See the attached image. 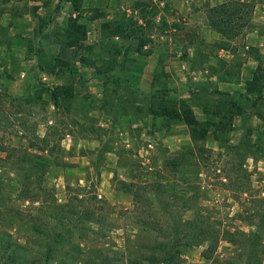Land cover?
<instances>
[{
	"label": "rangeland",
	"instance_id": "1",
	"mask_svg": "<svg viewBox=\"0 0 264 264\" xmlns=\"http://www.w3.org/2000/svg\"><path fill=\"white\" fill-rule=\"evenodd\" d=\"M176 1L0 0V258L15 242L39 250L34 242H49L39 232L57 231L85 261L106 253L107 264H150L138 245L184 233V220L232 233L258 226L264 244V133L233 127L240 100L216 96L195 73L227 62L203 14H178ZM103 14L113 25L102 40L94 19ZM78 16L85 33L72 26ZM132 18L133 36L111 35ZM32 22L37 29L18 31ZM54 37L81 41L61 50L48 45ZM207 248L178 247L180 264H264L257 245L221 241L209 260Z\"/></svg>",
	"mask_w": 264,
	"mask_h": 264
},
{
	"label": "trees",
	"instance_id": "2",
	"mask_svg": "<svg viewBox=\"0 0 264 264\" xmlns=\"http://www.w3.org/2000/svg\"><path fill=\"white\" fill-rule=\"evenodd\" d=\"M79 9L80 8L78 7L76 11H79ZM253 11L254 7L252 4L247 2H241V0H232L216 7H209L206 11L208 26L212 30L219 33L221 36L225 37L227 41H230L245 34V31L251 26ZM101 17H105V14H103ZM78 19L79 16L76 18L75 21H73L72 26L76 28V30L85 33L84 30L86 26L84 24H78ZM112 25L113 24L110 22L103 23L102 38L105 37V34L109 31V28ZM115 28V32H112L113 34L111 35L118 38L122 35H126L127 37H129V35H127L128 31L132 32L133 36V33L138 28V25L135 19L132 18L129 25L125 27V32H120V28L118 27ZM80 41V39L74 41L58 40L57 44L60 45L61 50H64L71 47H77ZM219 49H228V43H221L219 45ZM71 71L76 73V70L71 69ZM246 88L247 91L251 93L255 92L256 90L259 91L258 93H261L263 91L264 72L260 67L254 74L253 80L251 82H248ZM53 97L55 104H57L59 96L56 93H53ZM25 161L32 162L31 160L24 158L18 161V163L22 164ZM38 171L40 173V168H38ZM103 202L106 203L105 201ZM139 205H143V202H138L137 207ZM139 223V225H141L142 227L149 228L152 231L155 230L153 228L154 225L160 228L163 225L155 223L151 220H142ZM182 226H184V233L183 231H180L179 233L177 232V235L174 236L164 234L146 239V241L144 242L145 246H142V244L138 245L141 249L136 253V255H138V258H141L143 261L148 262L150 264H174L175 262L176 264H180V258L182 254L178 250V247L190 248L207 244L208 248L207 251H205L203 257L204 259L209 260L213 259L214 255L218 251L219 243L221 241H228L237 248L243 247L245 250L248 246L253 245H257L258 247L264 248L263 242L260 241L259 236L261 233L259 232L258 226H256V231L251 234L240 232L232 233L227 230L219 231L213 228L209 220H205V222H201L198 220L194 222H192L191 220H184L182 222ZM51 233L54 234L51 235ZM51 233L44 234L42 231L39 232V234L41 235L39 236V238L41 240L44 238L49 239V242L45 243V245L47 246H42L44 245L42 241L40 243L34 242L33 245L36 246L39 250H34L33 248H31L29 246V244L31 243L28 241H26L25 244L15 242L14 246H12L11 244L6 254H3V257L0 258V264H49L50 261L56 264H107L112 263L114 261L113 259L108 257L109 254L101 252L100 255L95 257V260L85 261L83 257L86 256V253L82 250L81 246L75 248L76 252L71 253L70 250H68L69 247L67 245L68 242L72 241V238L65 237L57 231H52ZM9 237L12 236L9 235ZM12 247L14 248L13 252H11ZM41 249H45V251L41 252ZM142 249L146 251H143ZM148 249L151 250V252H149L151 255L150 257L144 256L145 253H147ZM21 252L23 254H21ZM55 254L58 257H61L57 259L55 258ZM100 260L102 262H100ZM137 264L141 263L137 262Z\"/></svg>",
	"mask_w": 264,
	"mask_h": 264
},
{
	"label": "crops",
	"instance_id": "3",
	"mask_svg": "<svg viewBox=\"0 0 264 264\" xmlns=\"http://www.w3.org/2000/svg\"><path fill=\"white\" fill-rule=\"evenodd\" d=\"M229 1L232 0H178L176 1V8L178 9V14L190 13L191 16L196 12H198L199 14H203L202 18H204V22L202 24V30L206 31L207 33H214V41H219L217 42V44L227 42L231 50L233 49L235 51L231 53L229 52V50H218L220 56L224 58L225 62H227L228 70L224 68L222 69L220 62H218L217 59L214 58L212 71L209 69L208 75L205 76L203 70L195 73L202 75L203 80H208V82H210L209 91H214L216 96L226 101H230L232 99H234L235 101L240 100L239 107L241 108L242 113L237 112V110L239 109L238 107L235 108L236 114L233 116L232 126H241L242 132L244 128L246 129L248 127H251L253 137H258V128H260V131L264 133V105H262L261 103L262 100H264V89L261 93H258L259 91L257 90L251 93L247 91L246 87L248 82H251L253 80V76L258 68L261 67L264 69V36L260 32L264 28V0H241V2L250 3L254 7L251 19L252 31L241 35L236 39L227 41L225 37L221 36L219 33L212 30L208 26V20L207 16L205 15V10H207V8L209 7H216ZM160 4L165 5V1L160 2ZM43 9L44 8H39V10ZM137 9L138 8L134 9L133 12L137 13ZM59 10V18L64 17L67 12L70 11L69 7H65V9H58V11ZM46 12L48 13V10ZM57 12H55V14ZM38 13L40 14L39 11ZM75 13L84 15L85 13H87V11L80 8L79 11L75 10ZM35 14H37V12ZM80 18H82V16ZM106 18L107 14L105 15V17L97 18L94 20L102 21V29L103 23L107 21ZM57 20L58 18L56 17L55 20L53 19L51 22H49V29H51L53 25H56ZM35 25L36 23L34 22L29 24L28 26L20 24V28L18 27L17 29L18 31H25L32 28L35 29ZM40 29L41 28H39V30ZM39 34H41V31H39V33L34 36V40L32 42L33 44L39 45L42 43L41 38L38 37ZM48 37L51 38V36L49 35ZM203 38L205 39V37ZM101 39L103 40V38ZM116 39H118V37H116ZM57 41L58 39L55 41L54 37V40H50L48 45H55L57 44ZM57 45L60 46L59 44ZM251 47L254 48L253 51H257V48H259V52L260 54L263 53V56H254L248 54L246 50H249ZM46 55L47 54H44V57H46ZM35 57L37 58L38 56ZM231 107H233L232 104ZM215 121L217 122V119ZM242 126H244V128H242Z\"/></svg>",
	"mask_w": 264,
	"mask_h": 264
}]
</instances>
